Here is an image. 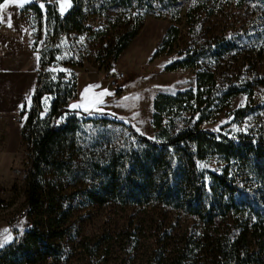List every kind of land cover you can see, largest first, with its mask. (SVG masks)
I'll return each mask as SVG.
<instances>
[{"label": "rangeland", "instance_id": "374dc122", "mask_svg": "<svg viewBox=\"0 0 264 264\" xmlns=\"http://www.w3.org/2000/svg\"><path fill=\"white\" fill-rule=\"evenodd\" d=\"M36 4L44 5L42 12L50 5L61 17L75 5L74 0H39ZM107 4L106 0H89L82 22L85 30L80 33L66 31L53 37L52 27H45L34 14L29 19L34 48L50 52L42 74L55 77L62 73L76 85L75 96L67 102L70 110L79 108L86 117L122 121L140 134L157 139L151 123L155 97L196 89L197 69L168 71L166 67L181 58L197 38L210 40L234 33L242 38L238 48L220 62L218 71L225 86L252 83L256 75L264 77L263 6L248 1L240 4L236 0H208L198 4L194 0H176L170 5L168 0H140L129 8H112ZM93 11L96 15H92ZM170 27L178 29V36L168 47L163 39ZM135 29L137 35L113 61L117 38ZM158 49L160 52L155 55ZM109 72L124 74L117 89L107 80ZM32 91L31 81L26 88L27 98ZM207 96L202 93L200 110ZM263 98L264 86H254L250 94L220 93L205 110L208 119L200 128L226 136L246 132L257 122H264V109L256 117L246 119H236L233 112L246 105H260ZM51 101V96L42 97L40 117L47 114ZM3 138L0 132V146ZM29 163L30 149L23 143L16 151L0 152V201L11 204L0 208L2 245L6 244L5 235L16 238L24 231V217L19 214L25 210ZM221 165L216 157H210L199 167L218 171ZM45 186L41 200L54 204L56 220L61 217L65 201L73 204L61 223L64 235L57 243L63 256L59 264H213L218 239L233 231L231 220L207 225L180 209L156 202L142 206L116 202L82 205L80 199L75 202L69 196L74 186L56 176H47ZM45 211L46 206L42 211L26 215L30 226L38 218L46 220ZM253 220L248 221V226ZM4 229L9 233H4ZM256 236L264 240V222L256 230ZM253 238L249 237V243L255 249L257 239ZM83 246L87 249H82Z\"/></svg>", "mask_w": 264, "mask_h": 264}, {"label": "trees", "instance_id": "16d2710c", "mask_svg": "<svg viewBox=\"0 0 264 264\" xmlns=\"http://www.w3.org/2000/svg\"><path fill=\"white\" fill-rule=\"evenodd\" d=\"M139 1L106 0V3L112 8H129ZM194 1L198 4L208 0ZM236 1L264 7V0ZM74 3L64 17L50 5L45 6V12L36 3L27 8L45 27H52L53 37H58L66 31L80 33L85 30L82 22L89 0H74ZM175 3L176 0H168V5ZM137 31L125 32L117 38L113 61ZM177 36L178 29L170 27L163 43L168 42L171 47ZM240 40L242 38L236 33L210 40L197 38L181 58L166 67L168 71L197 69L196 89L195 92L187 90L155 97L151 123L157 131V139L140 134L122 121L86 117L79 109L70 110L67 102L75 96L76 85L72 79L66 80L62 73L55 77L43 75L50 52L39 51L32 106L22 112L27 113V117L20 132L21 143L30 149L25 210L22 211L26 216L46 206L47 218L34 220L27 230L0 248V264H45L46 261L59 264L63 256L57 243L64 235L61 223L73 204L65 201L61 217L55 219L57 208L49 204L50 201L41 200L47 176L60 177L74 186L69 196L75 202L80 199L82 205L116 202L142 206L156 202L180 209L207 225L231 220L233 231L218 239L213 264H262L264 240H259L256 230L261 229L264 222V122H257L246 132L231 136L200 128L208 119L205 110L220 93L228 96L241 92L250 94L254 86H264V77L259 75L252 83L224 85L218 71L220 62L238 48ZM159 52L160 49L155 55ZM202 93L208 96L200 110ZM44 96H51L52 101L47 114L40 117ZM260 105H246L235 110L233 115L236 119L254 118L264 109V98ZM61 117H66L67 122L56 129L55 122ZM210 157H216L222 164L218 171L199 167ZM10 205L0 201L1 209ZM251 218L253 223L248 226ZM250 236L257 239L255 249L250 246Z\"/></svg>", "mask_w": 264, "mask_h": 264}, {"label": "crops", "instance_id": "0c3cea01", "mask_svg": "<svg viewBox=\"0 0 264 264\" xmlns=\"http://www.w3.org/2000/svg\"><path fill=\"white\" fill-rule=\"evenodd\" d=\"M30 4L9 5L0 14L4 17L0 22V132L4 137L0 152H13L21 146L20 132L27 117V113L22 112L32 105L37 87L39 51L33 46L32 22L29 21L33 13L27 8ZM31 81L33 91L27 98L26 88ZM11 116L17 117L19 122L11 121ZM13 239L14 236L5 245Z\"/></svg>", "mask_w": 264, "mask_h": 264}, {"label": "built area", "instance_id": "2783aa9c", "mask_svg": "<svg viewBox=\"0 0 264 264\" xmlns=\"http://www.w3.org/2000/svg\"><path fill=\"white\" fill-rule=\"evenodd\" d=\"M124 79V74L123 73H114V72H109L107 73V80L110 83V86L117 89L120 85V82ZM11 121L13 122H19V119L15 116H11ZM67 122L66 117H61L55 122V127L56 129L62 128ZM23 215L24 220L22 221V229L27 230L30 226V222L28 219H26L24 212L21 211L19 216L21 217Z\"/></svg>", "mask_w": 264, "mask_h": 264}, {"label": "snow or ice", "instance_id": "6c2138e0", "mask_svg": "<svg viewBox=\"0 0 264 264\" xmlns=\"http://www.w3.org/2000/svg\"><path fill=\"white\" fill-rule=\"evenodd\" d=\"M38 2H39V0H3V3H0V14L4 13L7 10L9 5H17L18 4L20 7H23L25 4L38 3ZM39 6L41 7V9L44 8L43 4H40ZM64 10L65 9L62 7L61 8V14H63ZM3 20H4L3 15H0V22H3ZM9 26L11 27V23H9ZM101 95H103V93H101ZM21 107H23V106H21ZM72 107L76 108V107H79V105H73ZM3 232L4 233H9V230L8 229H4ZM10 239H11L10 235H5L3 242L7 243ZM0 246H3V245L0 244Z\"/></svg>", "mask_w": 264, "mask_h": 264}]
</instances>
